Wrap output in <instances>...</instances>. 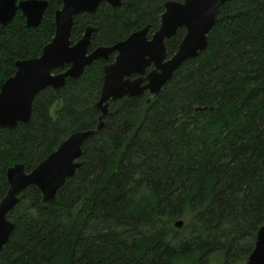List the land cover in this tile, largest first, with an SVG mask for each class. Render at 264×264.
Segmentation results:
<instances>
[{"label": "trees", "instance_id": "16d2710c", "mask_svg": "<svg viewBox=\"0 0 264 264\" xmlns=\"http://www.w3.org/2000/svg\"><path fill=\"white\" fill-rule=\"evenodd\" d=\"M122 1L76 15L72 41L88 25L99 28L91 49L156 30L169 0ZM62 4L49 0L38 27L19 11L0 25V85L18 60L42 54ZM185 33L167 41L169 56ZM208 40L150 101L111 105L83 144L86 164L55 201L44 203L35 185L20 195L0 264H176L190 255L206 263L214 253L245 264L264 225V0L225 2ZM103 63L42 90L28 123L0 128V201L11 165L30 171L75 131L97 128Z\"/></svg>", "mask_w": 264, "mask_h": 264}, {"label": "water", "instance_id": "95a60500", "mask_svg": "<svg viewBox=\"0 0 264 264\" xmlns=\"http://www.w3.org/2000/svg\"><path fill=\"white\" fill-rule=\"evenodd\" d=\"M228 0H169L164 3L159 28L149 39L147 25L114 45H99L91 49L92 38L98 27L88 25L82 37L71 39L75 16L95 13L101 4L108 3L114 10L123 6L122 0H63L55 11V34L45 44L40 56L18 60L16 72L0 85V128L14 129L31 120L33 102L46 88L59 90L68 79L82 77L87 66L94 61L114 62L104 66V81L95 109L100 113L96 129L77 130L63 140L44 160L27 171L23 163L11 165L6 171L8 190L0 201V251L15 228L8 214L20 202V195L32 185L42 194L44 203L58 197L68 179L74 177L86 164L83 144L105 125L110 101L125 97H142L148 89L149 101L161 92L182 64L196 57L209 44L208 35L215 25L220 7ZM49 6V0H0V25H8L19 11L30 27H38ZM181 27L186 33L177 51L168 57L166 40L175 37ZM154 62L155 68L145 77L125 79L133 72L142 74ZM69 65L66 70H59ZM144 82H147L143 85ZM182 219L176 222L181 227ZM245 264H264V225L257 232L255 248Z\"/></svg>", "mask_w": 264, "mask_h": 264}, {"label": "flooded vegetation", "instance_id": "af4514ba", "mask_svg": "<svg viewBox=\"0 0 264 264\" xmlns=\"http://www.w3.org/2000/svg\"><path fill=\"white\" fill-rule=\"evenodd\" d=\"M108 4V3H107ZM108 5H110V4H108ZM111 6V5H110ZM80 14H84V13H80ZM89 14V13H88ZM79 15V14H78ZM161 23V22H160ZM159 28V27H158ZM157 28V29H158ZM156 29V30H157ZM156 30H153V31H151V28L149 29V32H148V37H149V39H151L152 37H153V34L155 33V31ZM137 31V30H136ZM135 32V31H134ZM82 37V36H81ZM168 40H170V39H168ZM168 40H166V45H167V41ZM92 42H93V38H92ZM92 47V46H91ZM97 47V46H96ZM95 48V47H94ZM93 48V49H94ZM167 52H168V50H167ZM116 52L115 53H112L111 54V57H110V60L109 61H105V60H103V59H99V60H96V61H94L93 62V64L95 63V62H97V61H102V62H104L103 63V76H104V66L107 64V63H111V62H114V60H115V58H116ZM170 56H172V55H170ZM169 55H168V57H170ZM92 65V64H91ZM90 65V66H91ZM68 66L69 65H66L64 68H62V69H58L57 71H59V70H66L67 68H68ZM87 67H89V66H87ZM86 67V68H87ZM156 66H155V64H154V62H152L151 63V65H149L146 69H145V71L142 73V74H139V73H137V72H133L130 76H126L125 77V79H130V80H133V79H136V78H138V77H145V76H147L148 75V73L149 72H151L154 68H155ZM86 70V69H85ZM69 80H71V79H68V81ZM103 81H104V77H103ZM147 82H144L143 83V85L144 84H146ZM103 85V84H102ZM47 89V88H46ZM101 89H102V87H101ZM100 94H101V91H100ZM150 96V93H149V90L147 89L146 91H145V93H144V95L142 96L143 98H146V97H149ZM126 98V97H125ZM133 98H136V97H133ZM137 98H139V97H137ZM124 99V98H123ZM120 100H122V99H120ZM117 101H119V100H116V101H110V107H111V105L114 103V102H117ZM109 111H110V109H109Z\"/></svg>", "mask_w": 264, "mask_h": 264}, {"label": "rangeland", "instance_id": "374dc122", "mask_svg": "<svg viewBox=\"0 0 264 264\" xmlns=\"http://www.w3.org/2000/svg\"><path fill=\"white\" fill-rule=\"evenodd\" d=\"M53 112L55 110H52ZM176 264H224L223 262V256L218 253H214L211 255L208 259V261L205 263L201 261L199 256L197 255H190L188 257H183L179 259Z\"/></svg>", "mask_w": 264, "mask_h": 264}]
</instances>
